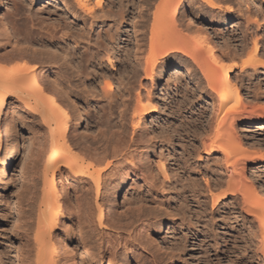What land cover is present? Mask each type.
<instances>
[{"label": "rangeland", "instance_id": "1", "mask_svg": "<svg viewBox=\"0 0 264 264\" xmlns=\"http://www.w3.org/2000/svg\"><path fill=\"white\" fill-rule=\"evenodd\" d=\"M48 1L3 0V20L15 33H22L26 29L40 31L39 26L52 30L59 19L69 23L68 29L74 36L77 35V43L73 46L83 50L87 56L92 55L97 66L104 71L108 67L104 42L117 34L127 38L122 76L117 85L113 82L109 97L102 94V81L90 89L84 76L78 81L73 78L76 86L71 90V99L80 113L85 112L89 122L85 126L70 116L68 131L74 139L83 144L99 146L119 131L129 135L130 115L136 106V99L134 90L127 95L129 85L126 75L130 78L137 73L144 90L154 96L162 94L166 98L168 95L165 93H169L168 99L184 105L178 118L175 117V127L182 140L174 160L180 181L173 180L170 174L163 178L156 170L155 161L159 158L161 145V153L166 154L165 138L157 137L152 153L144 127L137 128L133 135L135 143L130 147L136 169L126 178V184L116 194L114 201L108 202L109 206L102 205L104 219L100 222L97 218V206L102 204L100 195L96 196L94 190L90 189L89 198L80 199L89 217V225L81 228L77 220H73V225L70 224L66 231L67 235L73 236V243L84 255L82 264H264L258 248L257 224L247 219L240 197H220L214 202L211 196L224 189L227 174L232 171L241 183L250 181L257 190L264 189V63L241 69L237 66L231 72V76L237 80L243 76L241 96L245 114L256 118L252 123L236 120L231 127H226L246 145L248 155L257 154L249 155L252 160L249 156L244 160L243 171H240V164L236 165L234 171L220 159L219 152L207 154L202 150V129L210 114V93L201 88L198 71L197 77L188 79L183 76L176 82L169 68L160 77V74H156L150 85L148 78H143L142 67L134 57V39L131 35L134 20L130 21L127 16L121 19V7L117 0H105L101 7L95 8L94 16L80 10L74 0H71L74 7L69 5V0H63L69 9L62 2ZM231 1L234 10L228 16L200 3L185 4L183 16L177 22L181 26L183 24V29L186 26L190 29L194 24L206 27L214 40L219 39L222 46L217 45L218 49L222 47L225 54L237 56L242 46H250L253 37L264 41V11L262 18L254 13L252 2L243 0L244 3L237 9L235 0ZM55 16L57 20H54ZM3 35L0 30V43H4V48L10 51L11 47L5 44ZM10 39L11 42L15 40L13 35ZM262 59L264 62V56ZM114 67L118 74V65L114 64ZM127 70L128 74L125 72ZM185 82L191 93L182 96L174 86ZM45 93L57 99L63 97L53 88L45 90ZM11 99L9 97L0 112V264H18L19 254L22 264H27V254L34 252L31 238L37 215L45 214V189L50 175L44 169L50 152L53 125L49 127L39 112L25 114V108L20 105L16 106L14 119L11 120L5 113ZM121 100H126L127 104L122 106ZM95 109H100V121L95 119ZM155 115L162 118L166 115L161 103H158ZM168 161L172 163L171 158ZM210 175L217 178V187L212 186ZM62 179L65 186L60 188L57 177L55 184L63 210L67 213L76 206V195H82V191L76 189L75 194L74 187H66L65 174ZM208 187L213 192H209ZM146 228L149 230L147 235L144 232ZM59 232H65L62 219L57 229ZM46 240L49 244L53 242L54 249L61 253L60 258L65 256L58 238ZM224 242L225 247L222 246ZM85 243L96 257L111 247V261L108 262L107 258L100 263L97 258L89 260ZM192 243L195 245L190 255ZM28 255L31 257L33 254Z\"/></svg>", "mask_w": 264, "mask_h": 264}, {"label": "bare ground", "instance_id": "2", "mask_svg": "<svg viewBox=\"0 0 264 264\" xmlns=\"http://www.w3.org/2000/svg\"><path fill=\"white\" fill-rule=\"evenodd\" d=\"M42 1L49 2L48 0ZM50 1L62 2L69 9L63 0ZM104 1L74 0V3L84 13L94 16L95 8L101 7ZM117 1L121 7V19L127 16L130 21L134 20L131 23L134 57L142 67L143 78H148L151 85L156 74H160V77L171 68L170 75L177 82L183 76L188 79L197 77L198 71L201 88L210 93V114L202 129V150L207 154L219 152L220 159L226 165L228 164V167L235 171L236 165L240 164L242 165L240 171H243L244 160L251 154L248 155L246 145L234 137L232 131L226 127H231L236 120L252 123L256 118L253 119L252 116L245 114L241 96V88H244L243 76L241 75V80H237L236 77L231 76V72L237 66L241 69L245 66L255 67L264 63L262 59L264 56L263 39L257 40L253 37L249 47H241L239 55L229 56L223 52L222 47L217 48V45L222 46L219 39L214 40V36L206 27L194 24L191 30L186 28L187 26L183 29V24L181 26L179 23L185 4L200 3L211 9H218L223 15L228 16L234 10L231 0ZM245 1L252 2L255 6L254 13L262 17L264 0ZM107 2L112 1L107 0ZM74 3L69 0L70 6L74 7ZM235 3L239 9L240 4L244 2L235 0ZM3 9L4 3L0 0V30L4 34L5 44L11 47V50L7 51L3 46L4 43H0V112L3 111L11 97L9 108L5 110L11 120L14 119L16 106L20 105L25 108L23 109L25 114L39 112L49 127L53 125L49 142L50 152L47 166L44 169L45 173L50 175L47 189H45V214L43 216L38 214V218L36 217L31 238L34 252L28 253L33 254V258L27 254L26 262L27 264H82L84 255L73 243V236L67 235L66 231L70 228V224L73 225V220H77L81 228L89 225L87 223L89 217L80 199H88L90 189L94 190L96 196L100 195L102 204L97 206V218L100 222L104 219L105 212L102 205L109 206L108 202L114 201L116 194L126 184V178H129V174H134L136 169L130 147L135 143L133 135L137 128L144 127L152 153L157 137L165 138L166 154L161 153V145L159 158L155 161L156 170L163 178L170 174L173 180L180 181L179 170L175 167L174 160L177 147L182 146V140L175 127V117L178 118L184 105L168 99L169 93H165L168 95L166 98L162 94L154 96L151 92L144 90L137 73H133L130 78L126 75L129 85L127 95L134 90L136 99V106L130 115L129 135L119 131L99 146L80 143L68 131L71 123L70 116L72 115L71 117L80 123L83 122L85 126L89 122L85 112L80 113L76 103L71 99V90L76 86L73 82L76 78L78 81L81 76H84L90 89H94L99 84L98 81H102L104 86L101 88L102 94L109 97L113 82L117 85L122 76V66L127 56V38H122L117 34L110 36L104 42L108 66L104 71L97 66L92 55L87 56L83 50L73 46L77 43L75 40L77 35L74 36L68 29L70 28L69 23L59 19L52 30L39 26L40 31L38 29L33 32L31 29H26L22 33L21 31L15 33L4 22ZM57 19L55 16L54 20ZM40 23L42 24L41 20ZM12 35L14 42L10 41ZM78 38L81 39V36ZM114 64L119 67L118 74L115 72ZM125 72L128 74V70ZM50 76L52 79L49 80ZM174 87H176L175 91L181 93L182 96L191 93L186 82ZM51 88L57 90L63 97L57 99L45 93V90ZM126 102V100H121V105L125 106ZM158 103H161L166 110L163 118L155 115ZM100 113V109H95V119L98 121H100ZM41 152L43 153V150ZM251 156L249 157L252 160ZM169 158L172 163H169ZM231 173L227 174L224 189L219 194H211V196L214 202L220 197L221 199L240 197L247 219L257 224L258 248L264 259V189L257 190L250 181L241 183ZM64 174L66 187H74L75 194L76 189L82 191V195H76V206L71 207L67 213L63 210L60 194L55 184L57 177L60 188L65 186L62 179ZM210 179L212 186L217 187V178L210 175ZM208 190L213 192L210 187ZM61 219L65 225V232L57 233ZM144 232L147 235L149 230L146 228ZM53 236L58 238L62 244V254H65L63 258H60L61 253L54 249L51 241ZM46 239L51 243L49 244ZM80 239L84 240L82 235ZM190 245L189 254L192 255L191 250L195 244ZM222 246H226L225 242ZM84 248L89 260L97 258L96 260L100 263L103 258H107L108 262L111 261V247L106 248L107 251L97 257L94 256L93 251H89L86 243ZM17 263L22 264L20 254L17 255Z\"/></svg>", "mask_w": 264, "mask_h": 264}]
</instances>
